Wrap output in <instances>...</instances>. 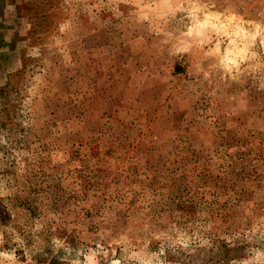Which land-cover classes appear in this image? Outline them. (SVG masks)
<instances>
[{
    "label": "rangeland",
    "instance_id": "obj_1",
    "mask_svg": "<svg viewBox=\"0 0 264 264\" xmlns=\"http://www.w3.org/2000/svg\"><path fill=\"white\" fill-rule=\"evenodd\" d=\"M0 264H264V0H0Z\"/></svg>",
    "mask_w": 264,
    "mask_h": 264
},
{
    "label": "trees",
    "instance_id": "obj_2",
    "mask_svg": "<svg viewBox=\"0 0 264 264\" xmlns=\"http://www.w3.org/2000/svg\"><path fill=\"white\" fill-rule=\"evenodd\" d=\"M223 248L224 250V256L225 258H230L231 255L238 250V247L236 246H231L230 244H224ZM240 248V247H239Z\"/></svg>",
    "mask_w": 264,
    "mask_h": 264
}]
</instances>
